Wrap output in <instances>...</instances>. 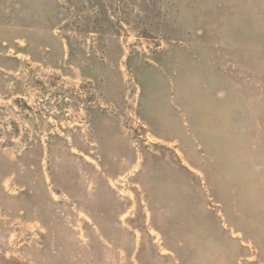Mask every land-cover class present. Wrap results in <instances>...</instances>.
Here are the masks:
<instances>
[{
    "label": "rangeland",
    "instance_id": "374dc122",
    "mask_svg": "<svg viewBox=\"0 0 264 264\" xmlns=\"http://www.w3.org/2000/svg\"><path fill=\"white\" fill-rule=\"evenodd\" d=\"M0 264H264V0H0Z\"/></svg>",
    "mask_w": 264,
    "mask_h": 264
}]
</instances>
